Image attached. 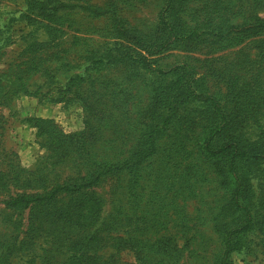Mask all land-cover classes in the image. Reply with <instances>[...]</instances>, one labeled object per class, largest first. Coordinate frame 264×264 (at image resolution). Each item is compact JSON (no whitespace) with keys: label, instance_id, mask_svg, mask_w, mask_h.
<instances>
[{"label":"rangeland","instance_id":"obj_1","mask_svg":"<svg viewBox=\"0 0 264 264\" xmlns=\"http://www.w3.org/2000/svg\"><path fill=\"white\" fill-rule=\"evenodd\" d=\"M167 4L168 0H0V73L9 72L14 77L31 62L45 68L28 73L29 94L11 95L4 105L0 102V176L4 178L0 182V264H40L42 260L30 262L24 256L26 251L18 250L21 240L28 237L32 218L40 211L8 209L4 204L8 197L49 188L74 171L72 167L52 171L46 150L35 141L32 120L50 119L66 134L84 130L86 114L74 92L85 89L87 82L88 88L91 85L98 92L93 104L104 105L111 112L105 115L108 128L101 129L100 134L114 143L102 148H130L136 138L135 115L149 103L160 80L156 73L131 67H109L99 75L86 70L89 79L83 83L76 79L64 94V103L58 101L63 95L60 92L70 76L83 74L86 78L85 70L74 65L100 55L117 40L113 33L117 22L128 33H137L143 45L160 44L165 39L160 20ZM170 7L168 15L172 13L185 22L180 23L179 36L197 34L192 39L180 37L154 55V67L167 71L190 65L203 78L207 94L224 95L226 86L218 74L241 47L214 50V33L210 32L214 27L246 20L249 15L264 17V0H173ZM254 53L252 49L250 56ZM174 127L169 131L176 134L178 125ZM200 141L199 129L189 131L188 142L161 138L156 154L138 171L131 191L125 173L105 178L93 189L102 198L103 208L96 224L80 234L101 240L96 252L101 263H217L223 244L216 230L235 225L228 208L231 192L213 162L197 153ZM21 177L29 184H22ZM66 200H60L59 205ZM42 234L34 241L43 246L50 237ZM37 247L34 245L28 254L41 251ZM65 258L55 255V262ZM232 262L264 264V242L257 233L243 240V248L232 255Z\"/></svg>","mask_w":264,"mask_h":264},{"label":"trees","instance_id":"obj_2","mask_svg":"<svg viewBox=\"0 0 264 264\" xmlns=\"http://www.w3.org/2000/svg\"><path fill=\"white\" fill-rule=\"evenodd\" d=\"M172 1L168 0L165 15L160 20V31L165 37L160 44L143 45L137 33H128L117 22L113 29L117 40L107 45L100 55L92 53L94 55L83 58L81 64L74 65L77 70H85L86 78L83 74L70 76L66 88L60 92L63 95L58 101L64 103V94L76 79L81 83L89 79L86 70L99 75L109 67H131L148 74L156 73L160 80L153 87L150 101L135 115L137 130L133 135L136 138L130 148H102L104 144L114 143L100 134L101 129L108 128L105 115L111 112L104 105L93 104L98 92L91 85L88 88L87 82L85 89L74 92L86 114L84 130L66 134L50 119L32 120L36 128L35 141L46 150L52 171L67 167L74 171L49 188L38 187L40 190L35 193L15 194L5 201V206L11 210L21 212L34 208L40 211V215L32 218L28 237L21 240L18 248L26 251V260L32 262L42 258L40 264H103L96 256L101 240L97 236L93 240L80 234L96 224L103 208L102 198L93 189L105 178L125 173L129 176L127 185L131 191L138 171L156 154L161 138L168 136L175 143L176 139L181 143L188 142L189 131L195 129L201 132L197 153L213 162L222 183H226L231 192L228 208L235 225L226 224L216 230L223 244V252L216 264H233L232 255L242 250L243 240L249 234L257 233L264 242V17L249 15L246 20L214 27V32H210L211 35L214 33V50L241 48L218 74L226 86L225 94L209 95L203 78L192 66L184 64L167 71L154 67L151 59L154 55L180 37L192 39L197 34L179 36L180 23L185 22L172 13L168 15ZM252 49L255 53L251 57ZM66 60H69L68 56ZM44 69L41 63L31 62L14 77L9 72H1V105L8 103L11 95L29 94L28 73ZM99 85L103 87V82ZM175 125H178L176 134L169 131ZM3 179L0 176V182ZM20 182L29 184L22 177ZM66 198L59 205L60 200ZM41 233L50 237V242H44L43 246L34 241L36 236H43ZM34 245L41 251L36 250L37 254L32 256L28 252ZM123 247L130 249L128 244ZM59 254L67 257L61 263L55 262V255Z\"/></svg>","mask_w":264,"mask_h":264}]
</instances>
